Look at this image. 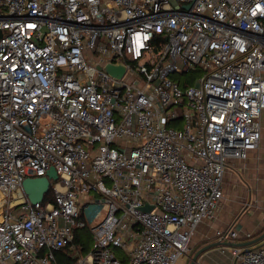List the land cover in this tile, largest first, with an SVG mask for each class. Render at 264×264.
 Segmentation results:
<instances>
[{
	"label": "built area",
	"instance_id": "1",
	"mask_svg": "<svg viewBox=\"0 0 264 264\" xmlns=\"http://www.w3.org/2000/svg\"><path fill=\"white\" fill-rule=\"evenodd\" d=\"M263 113L264 0H0V264H178Z\"/></svg>",
	"mask_w": 264,
	"mask_h": 264
},
{
	"label": "crops",
	"instance_id": "2",
	"mask_svg": "<svg viewBox=\"0 0 264 264\" xmlns=\"http://www.w3.org/2000/svg\"><path fill=\"white\" fill-rule=\"evenodd\" d=\"M262 128L259 148L246 159L227 163L223 179L224 197L213 217L203 220L198 226L191 254L183 257L180 264H192L200 249L217 243L224 245L205 251L196 264H236L233 259L235 249H253L264 245V113ZM218 231H234L236 237L222 240ZM255 240L259 241L250 246H240Z\"/></svg>",
	"mask_w": 264,
	"mask_h": 264
},
{
	"label": "water",
	"instance_id": "3",
	"mask_svg": "<svg viewBox=\"0 0 264 264\" xmlns=\"http://www.w3.org/2000/svg\"><path fill=\"white\" fill-rule=\"evenodd\" d=\"M105 70L111 74L112 76L116 77L117 79H120L126 72V67L123 63H116V64H108L105 67ZM57 180L58 175L54 168H51L47 177H41V178H28L23 183V190L29 199V201L33 204L41 203L43 202L45 195L50 190V180ZM152 209L149 205H145L142 210L145 212H149ZM260 240V239H259ZM259 240L251 241L248 243H244L240 246L246 247L250 246L254 243H257ZM229 245H233L231 243H227ZM216 245H224L223 243H217L213 245L206 246L202 249H200L194 256L192 264H196L199 256L203 254L205 251L209 250L212 247H215ZM234 246V245H233ZM237 246V245H235Z\"/></svg>",
	"mask_w": 264,
	"mask_h": 264
},
{
	"label": "trees",
	"instance_id": "4",
	"mask_svg": "<svg viewBox=\"0 0 264 264\" xmlns=\"http://www.w3.org/2000/svg\"><path fill=\"white\" fill-rule=\"evenodd\" d=\"M180 78V77H179ZM178 77H176V79H179ZM183 86H185V82H182ZM48 200H52V192L50 191L49 195L46 198V201ZM77 236H76V242L78 244H82L84 247V252L89 250V243L91 242V235L88 232L87 229L85 230H80L77 231ZM62 259H64L63 257H60L59 260L62 261ZM67 260V259H66Z\"/></svg>",
	"mask_w": 264,
	"mask_h": 264
},
{
	"label": "rangeland",
	"instance_id": "5",
	"mask_svg": "<svg viewBox=\"0 0 264 264\" xmlns=\"http://www.w3.org/2000/svg\"><path fill=\"white\" fill-rule=\"evenodd\" d=\"M54 181H56V180H54ZM93 225H96V223H94ZM91 245V242L89 243V246ZM191 245H192V247H193V244L191 243ZM192 247H191V249H192ZM191 249H190V252L186 255V256H188L189 254H191ZM185 256V257H186ZM125 256H123L122 258H124ZM189 257V256H188ZM181 261V260H180ZM180 261L178 262V264H180Z\"/></svg>",
	"mask_w": 264,
	"mask_h": 264
},
{
	"label": "bare ground",
	"instance_id": "6",
	"mask_svg": "<svg viewBox=\"0 0 264 264\" xmlns=\"http://www.w3.org/2000/svg\"><path fill=\"white\" fill-rule=\"evenodd\" d=\"M2 197V194L0 193V198Z\"/></svg>",
	"mask_w": 264,
	"mask_h": 264
}]
</instances>
